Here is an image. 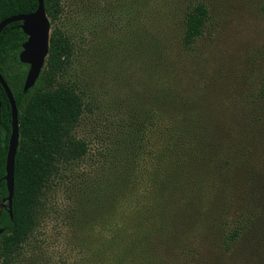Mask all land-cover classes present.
<instances>
[{
    "label": "rangeland",
    "instance_id": "1",
    "mask_svg": "<svg viewBox=\"0 0 264 264\" xmlns=\"http://www.w3.org/2000/svg\"><path fill=\"white\" fill-rule=\"evenodd\" d=\"M152 1L61 0L50 31L59 28L73 54L58 81L83 99L73 134L87 152L50 177L34 227L0 264H214L200 232L172 244L160 231L218 210L232 226L264 186V0H202L211 20L189 49L175 12L157 51L153 10L163 5ZM171 126L187 136L172 173ZM134 142L141 152L130 163ZM169 178L175 186L158 193Z\"/></svg>",
    "mask_w": 264,
    "mask_h": 264
},
{
    "label": "trees",
    "instance_id": "2",
    "mask_svg": "<svg viewBox=\"0 0 264 264\" xmlns=\"http://www.w3.org/2000/svg\"><path fill=\"white\" fill-rule=\"evenodd\" d=\"M154 1L163 5V10L156 6L153 10L156 17V31L152 39L154 51L163 45L162 35L171 29V17L176 15L175 12L181 16V48L189 49L203 36L211 20L209 8L204 1L181 0L179 4H169L174 0ZM138 3L145 8L153 1L138 0ZM43 4L50 24L54 23L62 13L61 0H43ZM36 8L37 0H0V21L11 16L31 14ZM261 8L264 9V3ZM164 22L169 23L168 27L161 25ZM20 25L21 22H12L0 32V75L12 93L18 122L11 217L6 204L0 207V263H7L15 255L34 227V210L50 177L63 164L79 160L87 152L86 143L73 134L83 112V99L75 85L58 81L59 74L70 63L72 42L59 28L51 29L43 69L34 85L24 92L28 65L21 63L18 56L27 37ZM172 100L180 102L177 97H172ZM142 129L136 127L135 134L131 133V140L135 139L136 142ZM10 134V105L0 85V206L7 197L4 177ZM164 137L165 158L170 163L172 173L182 161L187 136L180 132V128L171 126ZM135 142L130 154L132 158H128L130 163L136 158L135 148L141 152ZM158 177L155 173V183ZM175 184L171 178L166 179L162 187L158 188V193L165 194ZM246 207L232 226L229 225L226 214L218 210L206 217L193 218L194 216L187 215L188 217L180 220L175 218L170 222L173 229L162 228L160 236L162 238L174 234L175 240L167 241L176 244L180 241V233L197 231L203 234V239L207 242L205 250L211 249L212 254L214 250V264H264V186L253 192Z\"/></svg>",
    "mask_w": 264,
    "mask_h": 264
},
{
    "label": "water",
    "instance_id": "3",
    "mask_svg": "<svg viewBox=\"0 0 264 264\" xmlns=\"http://www.w3.org/2000/svg\"><path fill=\"white\" fill-rule=\"evenodd\" d=\"M12 22H21L20 28L27 37L26 41L22 44V50L18 56L21 63L28 65L24 81V92H26L34 85L35 81L39 77L45 64V59L48 55L50 22L44 10L43 0H37V8L31 14L11 16L0 21V32L4 27ZM0 85L6 94L11 110V134L8 140L4 177L7 188V197L3 200L0 207L6 204L7 211L11 217L14 158L18 146V122L16 106L12 93L1 75Z\"/></svg>",
    "mask_w": 264,
    "mask_h": 264
}]
</instances>
